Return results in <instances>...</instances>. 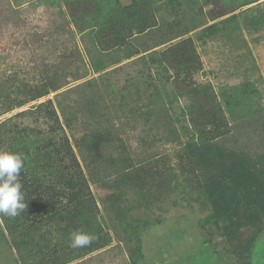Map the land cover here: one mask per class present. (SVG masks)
I'll list each match as a JSON object with an SVG mask.
<instances>
[{
    "label": "rangeland",
    "instance_id": "rangeland-1",
    "mask_svg": "<svg viewBox=\"0 0 264 264\" xmlns=\"http://www.w3.org/2000/svg\"><path fill=\"white\" fill-rule=\"evenodd\" d=\"M161 2L163 7L156 15L165 29L173 22L180 25L178 33L187 25L194 26L180 39H192L200 57L202 69L195 73V82L211 85L224 108L229 133L218 143L241 155L264 153V0L214 21L205 18L209 8L201 0ZM58 3L0 0V84L11 80L8 88L18 82L35 85L40 83L37 74L43 67L64 70L66 66L64 71L70 73L66 87L2 116L0 122L50 100L65 127L62 132L96 201V226L102 225L110 237L103 248L68 264H257L253 254L248 261L244 242L256 236L254 246L260 243L262 252L264 230H243L232 243L218 235L210 237L209 203L181 174L185 161L178 156L193 142L188 100L175 93L172 71L152 61L180 39L151 50L159 45L157 34L146 33L131 43L140 52H149L111 64L97 52L91 37L70 35ZM253 19L257 25L250 23ZM75 43L87 64L92 55L104 66L99 71L91 66L85 72L80 64L62 63L63 56L74 52ZM76 77L81 78L74 81ZM14 93L12 99L22 98V93ZM227 100L231 103L226 107ZM21 121L41 130L51 126L30 118ZM94 141H99L98 154L106 165L88 154L86 146ZM89 163L101 170L94 174ZM126 167L132 175L141 167L144 181L130 187L122 184ZM121 194L120 209L107 203L109 196ZM125 208L129 214L121 220L108 213ZM3 222L0 216V264H23Z\"/></svg>",
    "mask_w": 264,
    "mask_h": 264
},
{
    "label": "trees",
    "instance_id": "trees-1",
    "mask_svg": "<svg viewBox=\"0 0 264 264\" xmlns=\"http://www.w3.org/2000/svg\"><path fill=\"white\" fill-rule=\"evenodd\" d=\"M126 1L128 5L120 0H60L58 5L60 17H64L70 35L74 38L75 32L82 38L86 35L91 37L97 52L111 64L149 52H140L131 43L146 33L157 34L159 45L151 49L154 50L194 29V26L187 25L178 33L180 25L176 22L167 25V29L161 26L156 15L161 12V0ZM201 1L203 7L209 8L204 12L205 18L214 21L262 0H233L229 3L228 0ZM249 21L253 25L258 23L254 19ZM73 28L74 31H71ZM85 58L75 43L74 52L63 56L60 61L66 63L69 60L67 64L72 66L80 64L85 72L91 66L96 71L104 66L101 59L92 55L88 56L90 64L85 62ZM153 60L172 71L175 93L188 100L186 113L193 142L186 145L178 158L185 161L181 174L186 184H195L197 191L209 203L212 212L209 217L212 226L210 237L218 235L232 243L243 230L254 228L263 231L264 153L241 155L218 143L229 133V124L211 85L199 84L194 80L195 73L201 71L202 65L192 39L178 40ZM43 69L38 71L40 83L36 81L35 85L20 81L15 87L10 85L8 88L14 82L11 80L0 84V118L66 87V82L70 80V73L64 71L66 66L64 70L58 66ZM80 78L76 77L74 81ZM14 91L22 93V98L12 99ZM229 103L227 100L226 107ZM25 118H30L36 124L42 121L45 127L51 126L41 130L39 126L23 125L21 119ZM64 129L50 100L0 122V151L18 152L26 157L21 172L26 211L15 218L2 216L6 236L23 264H68L110 242L109 234L102 230V225L96 226V201L73 147L62 132ZM99 147V141H94L86 146V150L91 158L102 161V156L98 154ZM102 164L106 165L107 162L102 161ZM90 166L94 167H90L94 174L101 170L93 164ZM140 168L137 167L132 175V169L126 167V176H120V182L130 187L144 181ZM122 196H109L106 201L120 209L124 202ZM124 210L109 209L108 213H115L116 218L119 216L121 220L129 214L128 208ZM93 226L96 228L93 229ZM77 230L94 235V242L86 248H71L70 233ZM54 233L58 237L52 236ZM253 238L244 242L247 258L249 261L253 254L252 258L260 264L264 248L261 247V252L260 243L255 245L258 246L256 248L254 243L257 238Z\"/></svg>",
    "mask_w": 264,
    "mask_h": 264
},
{
    "label": "clouds",
    "instance_id": "clouds-1",
    "mask_svg": "<svg viewBox=\"0 0 264 264\" xmlns=\"http://www.w3.org/2000/svg\"><path fill=\"white\" fill-rule=\"evenodd\" d=\"M26 157L22 153L0 151V216L15 218L26 211L25 193L22 191L21 172ZM95 236L84 231L70 233V247H89Z\"/></svg>",
    "mask_w": 264,
    "mask_h": 264
},
{
    "label": "crops",
    "instance_id": "crops-1",
    "mask_svg": "<svg viewBox=\"0 0 264 264\" xmlns=\"http://www.w3.org/2000/svg\"><path fill=\"white\" fill-rule=\"evenodd\" d=\"M41 1V0H40Z\"/></svg>",
    "mask_w": 264,
    "mask_h": 264
}]
</instances>
